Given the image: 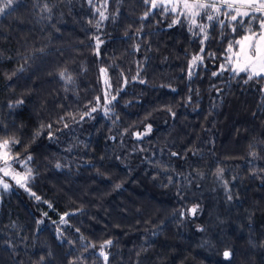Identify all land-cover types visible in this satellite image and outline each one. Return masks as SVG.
Segmentation results:
<instances>
[{
  "label": "trees",
  "instance_id": "1",
  "mask_svg": "<svg viewBox=\"0 0 264 264\" xmlns=\"http://www.w3.org/2000/svg\"><path fill=\"white\" fill-rule=\"evenodd\" d=\"M243 19L201 44L144 0L4 8L0 139L31 178L0 187V264H105L108 240L107 264H264V78L227 62Z\"/></svg>",
  "mask_w": 264,
  "mask_h": 264
},
{
  "label": "snow or ice",
  "instance_id": "2",
  "mask_svg": "<svg viewBox=\"0 0 264 264\" xmlns=\"http://www.w3.org/2000/svg\"><path fill=\"white\" fill-rule=\"evenodd\" d=\"M11 3L12 0H6L4 6L0 7V13L4 11V8L10 7ZM105 3H107V0H105ZM144 3L150 4V10L163 7L165 12L171 11L178 17L183 16L187 18L190 24L193 27L198 28L199 33L203 34L201 44L208 39L206 31L208 25L199 24L197 22L198 17H206L208 21L219 20L221 26H225V19H227L229 24L232 26L233 32L236 31V24H244L243 18H248L249 23L257 21L259 24V32L254 31L251 27H249L246 34L243 35L241 39L235 41V46H238V50L233 52L234 45L230 43L227 51L233 52V57H230L229 61L231 62L234 59L235 67L231 70L237 75L240 72L248 74L245 83H247L248 80H252L257 77L264 78V0H144ZM148 15L149 12L144 13L145 18ZM99 16L101 21L107 19V16H105L103 11L99 12ZM220 16L225 17V19H219ZM178 22V20H173V24ZM97 27H99V22ZM96 40L98 49L100 43L99 37H96ZM200 51L201 53L204 52L203 47ZM202 62V55L197 54L192 57L189 65V76L192 75V69ZM221 70H224L223 65L221 66ZM101 72L106 74L107 70L102 68ZM217 74L218 73L213 72L214 76ZM60 76L61 78H66L69 81L71 80V77H65L64 72H61ZM114 99L115 96L112 97V100ZM107 102L110 103L111 101ZM18 103H22V101ZM91 111H96V109L93 108ZM85 115H90V113H85ZM48 127L51 126L49 125ZM147 130L151 131L150 125ZM37 135H39V133H37ZM18 143H20V141L12 137L0 139V161H2L5 165V169L3 170L4 175H9V171H7V169L10 168L9 161L19 159L18 156H10L11 146ZM173 155H176V153H173ZM31 159V156L27 157L28 161ZM24 163L26 166L27 161ZM57 167H59V165H57ZM219 171L221 170H218V172ZM15 178L21 187H25L26 185L22 181H26L31 178V170H28L26 176H21L20 173H15ZM3 186L5 189L8 188V184L6 183ZM117 187H119V185ZM33 195L35 194L33 193ZM36 199L40 198L36 197ZM49 206L51 207V205ZM190 211L192 214H195L197 209L196 207H193ZM62 222L66 221L62 218ZM111 244L112 241L108 240L100 246L101 250L99 255L103 257L105 264H107L108 261V254L104 251V249ZM224 256L225 258H228L230 253L225 251Z\"/></svg>",
  "mask_w": 264,
  "mask_h": 264
},
{
  "label": "rangeland",
  "instance_id": "3",
  "mask_svg": "<svg viewBox=\"0 0 264 264\" xmlns=\"http://www.w3.org/2000/svg\"><path fill=\"white\" fill-rule=\"evenodd\" d=\"M207 21L208 20L206 19V17H203V16L197 18V22L199 24H204L205 25L207 23ZM255 31L259 32V24H258V28H256ZM241 37L238 38L237 40L241 39ZM237 50H238V46H235L233 48V52H235ZM233 52L227 51V62L230 65V69H232L233 67H235L234 59L231 62L229 61V58L230 57H233ZM4 169H5V165H4V163L2 161H0V187H2L6 183V180L7 179H11L15 183H17V179L15 178V173H20L21 176H26L27 175V171L25 170L24 167H23V170H18V169L13 168V166L10 164V168L7 169V171H9V175H4V171H3ZM22 182H25V181H22Z\"/></svg>",
  "mask_w": 264,
  "mask_h": 264
}]
</instances>
